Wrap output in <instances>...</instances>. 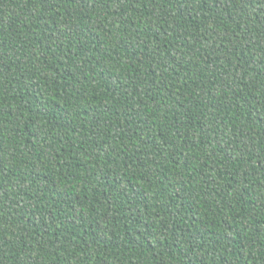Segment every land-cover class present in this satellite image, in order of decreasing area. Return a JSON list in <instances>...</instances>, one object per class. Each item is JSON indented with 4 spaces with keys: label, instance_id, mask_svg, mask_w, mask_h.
<instances>
[{
    "label": "trees",
    "instance_id": "1",
    "mask_svg": "<svg viewBox=\"0 0 264 264\" xmlns=\"http://www.w3.org/2000/svg\"><path fill=\"white\" fill-rule=\"evenodd\" d=\"M0 264H264V0H0Z\"/></svg>",
    "mask_w": 264,
    "mask_h": 264
}]
</instances>
